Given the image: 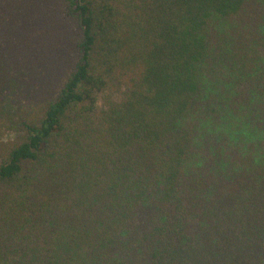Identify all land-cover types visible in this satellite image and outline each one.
<instances>
[{
    "label": "trees",
    "instance_id": "16d2710c",
    "mask_svg": "<svg viewBox=\"0 0 264 264\" xmlns=\"http://www.w3.org/2000/svg\"><path fill=\"white\" fill-rule=\"evenodd\" d=\"M0 264H264V0H0Z\"/></svg>",
    "mask_w": 264,
    "mask_h": 264
}]
</instances>
